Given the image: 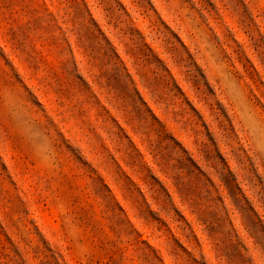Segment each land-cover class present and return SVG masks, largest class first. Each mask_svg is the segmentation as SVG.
Returning a JSON list of instances; mask_svg holds the SVG:
<instances>
[{"label": "rangeland", "instance_id": "rangeland-1", "mask_svg": "<svg viewBox=\"0 0 264 264\" xmlns=\"http://www.w3.org/2000/svg\"><path fill=\"white\" fill-rule=\"evenodd\" d=\"M0 264H264V0H0Z\"/></svg>", "mask_w": 264, "mask_h": 264}]
</instances>
